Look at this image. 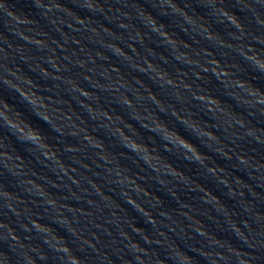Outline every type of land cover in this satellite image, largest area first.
<instances>
[{
	"label": "clouds",
	"instance_id": "obj_1",
	"mask_svg": "<svg viewBox=\"0 0 264 264\" xmlns=\"http://www.w3.org/2000/svg\"><path fill=\"white\" fill-rule=\"evenodd\" d=\"M108 53L146 75L164 99L139 77L128 80ZM102 93L127 120L103 107ZM65 97L87 113L91 131ZM101 130L107 142L95 134ZM208 152L235 158L232 168L255 187ZM172 157L196 165L202 170L196 175L226 189L235 207L193 183ZM34 162L57 179L38 173ZM144 172L156 192L141 183ZM256 188L264 189V0H0V264H88L93 257L116 264L102 248L121 264H201L190 252L206 264H264V193ZM182 191L199 195L190 202ZM199 216L219 224L223 235ZM81 218L85 227H77Z\"/></svg>",
	"mask_w": 264,
	"mask_h": 264
}]
</instances>
